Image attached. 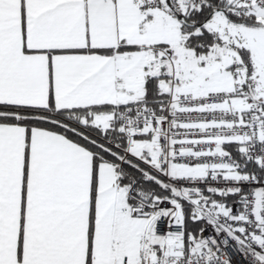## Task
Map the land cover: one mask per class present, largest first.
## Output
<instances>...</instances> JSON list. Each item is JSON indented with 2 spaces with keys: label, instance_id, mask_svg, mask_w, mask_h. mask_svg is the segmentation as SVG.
Returning <instances> with one entry per match:
<instances>
[{
  "label": "snow or ice",
  "instance_id": "6c2138e0",
  "mask_svg": "<svg viewBox=\"0 0 264 264\" xmlns=\"http://www.w3.org/2000/svg\"><path fill=\"white\" fill-rule=\"evenodd\" d=\"M0 264H264V0H0Z\"/></svg>",
  "mask_w": 264,
  "mask_h": 264
}]
</instances>
